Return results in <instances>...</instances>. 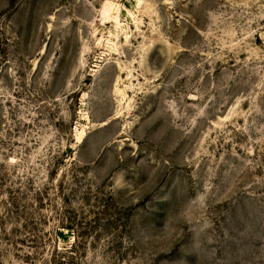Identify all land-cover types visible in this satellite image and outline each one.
Here are the masks:
<instances>
[{
  "label": "rangeland",
  "instance_id": "obj_1",
  "mask_svg": "<svg viewBox=\"0 0 264 264\" xmlns=\"http://www.w3.org/2000/svg\"><path fill=\"white\" fill-rule=\"evenodd\" d=\"M0 264H264V0H0Z\"/></svg>",
  "mask_w": 264,
  "mask_h": 264
}]
</instances>
